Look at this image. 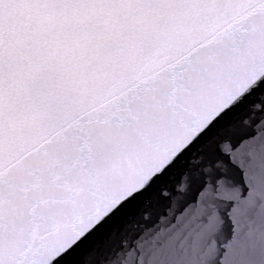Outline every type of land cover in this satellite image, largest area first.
Masks as SVG:
<instances>
[{"label":"snow or ice","instance_id":"snow-or-ice-1","mask_svg":"<svg viewBox=\"0 0 264 264\" xmlns=\"http://www.w3.org/2000/svg\"><path fill=\"white\" fill-rule=\"evenodd\" d=\"M0 264H264V0H0Z\"/></svg>","mask_w":264,"mask_h":264}]
</instances>
